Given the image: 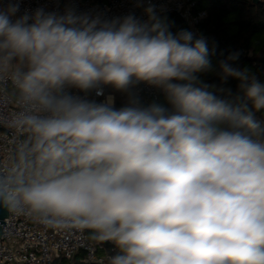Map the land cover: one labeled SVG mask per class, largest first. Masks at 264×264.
Listing matches in <instances>:
<instances>
[{
  "label": "clouds",
  "instance_id": "1",
  "mask_svg": "<svg viewBox=\"0 0 264 264\" xmlns=\"http://www.w3.org/2000/svg\"><path fill=\"white\" fill-rule=\"evenodd\" d=\"M135 2L147 21L0 0V212L88 230L108 264H264V80Z\"/></svg>",
  "mask_w": 264,
  "mask_h": 264
},
{
  "label": "built area",
  "instance_id": "2",
  "mask_svg": "<svg viewBox=\"0 0 264 264\" xmlns=\"http://www.w3.org/2000/svg\"><path fill=\"white\" fill-rule=\"evenodd\" d=\"M150 2L154 6L156 19L168 13L177 14L193 32L194 38L203 37L200 26L207 18V13L195 11L196 0H150ZM147 6L146 3L142 7H137L135 0H21L20 14L25 10L32 12L37 8L60 13L66 9H73L77 13L100 15L105 19L135 14L141 21H147L148 17L144 12V7ZM135 91L144 106L165 98L161 90L146 84L138 85ZM118 93L123 94L114 92L109 87L105 88V96L114 95V106ZM88 98L98 103L105 99L96 97L94 93ZM14 107L9 105L8 109L14 110ZM4 128L0 126V159L13 147V135L9 129ZM5 224L0 241V264H55L60 259H64L66 264H107L116 250L111 242H107L112 246L109 251L103 243L96 241L88 230L84 232L54 230L24 215L9 213V219L5 220Z\"/></svg>",
  "mask_w": 264,
  "mask_h": 264
},
{
  "label": "trees",
  "instance_id": "3",
  "mask_svg": "<svg viewBox=\"0 0 264 264\" xmlns=\"http://www.w3.org/2000/svg\"><path fill=\"white\" fill-rule=\"evenodd\" d=\"M195 11L207 13V18L200 26V32L207 42L213 65L216 66L220 60L232 54H238V59L232 62L233 66L247 67L251 73L264 80V40L259 38L264 33V0H196ZM157 20L167 24L173 33L180 30L190 31L185 21L177 14H164ZM201 79L209 84L230 87L233 91L238 83L229 78L227 84L221 85L215 73L203 74ZM126 99L125 94L118 93L114 107H124L127 104ZM156 103L168 107L165 98ZM101 243L111 251V245L107 242ZM115 252L116 250L112 255ZM55 264L66 262L60 259Z\"/></svg>",
  "mask_w": 264,
  "mask_h": 264
},
{
  "label": "water",
  "instance_id": "4",
  "mask_svg": "<svg viewBox=\"0 0 264 264\" xmlns=\"http://www.w3.org/2000/svg\"><path fill=\"white\" fill-rule=\"evenodd\" d=\"M7 131H9V130H7ZM9 132H11V131H9ZM6 219H9V213L8 212H0V241H1V238H2V234H3L2 233L3 226L6 227V224H5V220Z\"/></svg>",
  "mask_w": 264,
  "mask_h": 264
},
{
  "label": "rangeland",
  "instance_id": "5",
  "mask_svg": "<svg viewBox=\"0 0 264 264\" xmlns=\"http://www.w3.org/2000/svg\"><path fill=\"white\" fill-rule=\"evenodd\" d=\"M259 38H260L261 40H264V33L261 34V35L259 36ZM117 97H118V95H117Z\"/></svg>",
  "mask_w": 264,
  "mask_h": 264
}]
</instances>
